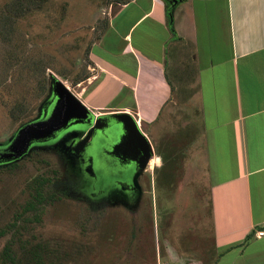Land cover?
Returning <instances> with one entry per match:
<instances>
[{"label":"crops","instance_id":"0c3cea01","mask_svg":"<svg viewBox=\"0 0 264 264\" xmlns=\"http://www.w3.org/2000/svg\"><path fill=\"white\" fill-rule=\"evenodd\" d=\"M119 9L91 48L80 100L134 116L154 149L151 174L160 158H190L184 180L198 183L206 215L200 236L175 242L179 264H264V0Z\"/></svg>","mask_w":264,"mask_h":264},{"label":"rangeland","instance_id":"374dc122","mask_svg":"<svg viewBox=\"0 0 264 264\" xmlns=\"http://www.w3.org/2000/svg\"><path fill=\"white\" fill-rule=\"evenodd\" d=\"M13 1L0 0V143L38 116L52 76L80 99L95 74L91 48L125 0H46L23 16L7 11ZM22 107L26 112L14 118ZM32 155L0 168V264H11L3 253L9 244L18 263L179 264L175 242L201 235L205 196L196 180H184L190 158H160L164 165L146 174L148 194L135 211L91 208L65 188L54 158ZM36 191L46 204L24 213Z\"/></svg>","mask_w":264,"mask_h":264},{"label":"flooded vegetation","instance_id":"af4514ba","mask_svg":"<svg viewBox=\"0 0 264 264\" xmlns=\"http://www.w3.org/2000/svg\"><path fill=\"white\" fill-rule=\"evenodd\" d=\"M168 2L171 3L170 0ZM50 100L51 95L46 102L49 103ZM43 114L44 109L41 106L38 116L31 122L41 119ZM96 120V117L92 119L90 126L85 128V134L96 126ZM107 133V130H104L103 135L95 131L83 156L77 151L79 146L72 145V138L69 135L57 134V140L34 145L22 160L0 165V168L11 167L31 158L33 152L45 151L58 165L60 164L65 188L91 208L107 209L126 205L136 211L144 204L148 194L147 186L143 184L146 174H151L152 160H149L144 170L136 169L134 160L143 164L147 158H131L133 155L127 147L116 150L114 154L111 153L106 147L108 142L104 138ZM110 134L114 141L118 142L120 130L113 127ZM60 138L62 140L59 141Z\"/></svg>","mask_w":264,"mask_h":264},{"label":"water","instance_id":"95a60500","mask_svg":"<svg viewBox=\"0 0 264 264\" xmlns=\"http://www.w3.org/2000/svg\"><path fill=\"white\" fill-rule=\"evenodd\" d=\"M173 1L175 0H170L171 3ZM50 92V102L42 105L43 117L23 125L7 143H0V165L22 160L34 145L55 141L58 138L57 134L62 133L72 138V145L79 146L77 151L83 156L93 133L99 131L103 135L104 130L108 131L104 138L108 142L106 147L111 153L114 154L116 150L127 147L133 155L131 158H147L143 164L134 160L136 169L144 170L149 160L153 159V146L132 114L122 112L96 116L55 76H52ZM95 117L96 126L85 134V128L90 126ZM113 127L120 130L118 142L111 137L110 130Z\"/></svg>","mask_w":264,"mask_h":264},{"label":"trees","instance_id":"16d2710c","mask_svg":"<svg viewBox=\"0 0 264 264\" xmlns=\"http://www.w3.org/2000/svg\"><path fill=\"white\" fill-rule=\"evenodd\" d=\"M45 1L46 0H15V1H13V4H11L9 6L7 5L6 9H7V11L9 10V13H11V14L13 13L14 16H16V14H17V16H23L24 13L32 11V9L34 8L35 5H37L38 3H39L38 4L39 6L43 5ZM167 4L170 6L168 1H167ZM169 15H170L171 26H173V13H172V10L169 13ZM172 29H173V27H172ZM50 95H51V92H50ZM45 103H43V104H45ZM25 112H26V108L22 107L21 109L19 108V110L16 111V113H12V115H13L14 118H17L18 116H20L21 114H23ZM27 159L29 160L30 158H27ZM15 165H17V164H15ZM7 168H11V167H7ZM36 189L39 190V185H37ZM42 197L43 196L38 191H36L34 196H33V199L30 202H28V204L26 205L25 209L23 210L24 213L32 212L34 210L37 211L38 206L40 204H41V206H44L46 204V200L43 201ZM49 199H50V201L56 199L55 193L52 192ZM22 218H23L22 214H20V217L17 219V223H19L22 220ZM41 251H44V250H40V252ZM3 253H4L5 262H9L11 264H22V262H25V264H43L42 263L43 260H40L41 258L37 259L35 257H34L35 258L34 262L27 261L28 257L23 259L22 262H19V263L16 262L15 256L13 254V249H12V246L10 244L5 246Z\"/></svg>","mask_w":264,"mask_h":264},{"label":"built area","instance_id":"2783aa9c","mask_svg":"<svg viewBox=\"0 0 264 264\" xmlns=\"http://www.w3.org/2000/svg\"><path fill=\"white\" fill-rule=\"evenodd\" d=\"M258 236H259V237L264 236V232H259V233H258Z\"/></svg>","mask_w":264,"mask_h":264}]
</instances>
